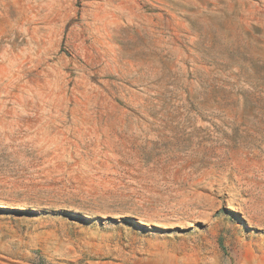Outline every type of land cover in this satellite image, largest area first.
I'll list each match as a JSON object with an SVG mask.
<instances>
[{"label":"rangeland","instance_id":"obj_1","mask_svg":"<svg viewBox=\"0 0 264 264\" xmlns=\"http://www.w3.org/2000/svg\"><path fill=\"white\" fill-rule=\"evenodd\" d=\"M0 264H264V0H0Z\"/></svg>","mask_w":264,"mask_h":264}]
</instances>
